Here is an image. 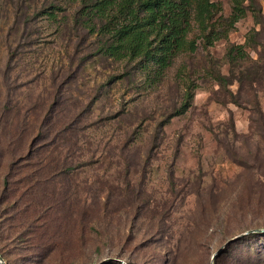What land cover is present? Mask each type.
<instances>
[{"label":"rangeland","instance_id":"1","mask_svg":"<svg viewBox=\"0 0 264 264\" xmlns=\"http://www.w3.org/2000/svg\"><path fill=\"white\" fill-rule=\"evenodd\" d=\"M210 1L219 7L213 21H224L215 27L222 37L208 46L193 29L196 51L155 79L152 63L96 53L97 38L74 21L77 4L0 0L5 264H211L230 239L264 230V95L253 86L260 112L220 103L208 71L226 75L227 49L254 32L260 45L246 52L254 61L264 53V0L246 1L233 27L226 23L233 0ZM238 88L229 87L233 94ZM63 124L74 136L59 162L71 170L48 177L49 192L37 189L38 204L53 200L56 217L49 225L51 214L39 208L32 221L20 217L24 188L4 193L6 177L11 172L12 189L26 156L42 152L47 134ZM43 242L59 244L49 252ZM214 264H264V233L239 238Z\"/></svg>","mask_w":264,"mask_h":264},{"label":"trees","instance_id":"2","mask_svg":"<svg viewBox=\"0 0 264 264\" xmlns=\"http://www.w3.org/2000/svg\"><path fill=\"white\" fill-rule=\"evenodd\" d=\"M77 4L74 12V21L87 31L88 35L95 36L99 41L96 53L112 59L114 61H136L147 65L152 63L155 67V79L161 78L165 71L171 67L175 59L180 55L194 53L197 49L195 39H189V35L196 28L200 38L206 45L210 46L214 41L222 37L223 31L216 30V20L214 16L219 11L218 5L210 0H69ZM248 2L253 6V0H233L234 7L228 21L229 27H233L244 15L243 4ZM49 20H55L53 12L44 13ZM258 21V16H255ZM218 23V27H222ZM259 33L250 34L243 45H232L226 53L225 59L230 66L229 72L224 75L217 69H208L212 79L218 86L216 98L220 103H233L240 106L241 103L250 105L256 112H260L259 102L256 99L257 91L264 95V53L258 56L257 60H251L245 47L253 49L259 46L257 42ZM264 50V49H263ZM252 61L251 67L246 66ZM238 84L239 88L235 94L229 89L233 84ZM251 96L253 101L244 98ZM57 123H54L55 127ZM69 125H64L59 131L53 130L50 140L44 142V150L38 155L30 153L26 156V165L19 177L18 171L14 172L18 180L13 183L14 187L9 186L10 176L7 175L4 183V193H21L23 186V200L18 210V216H26L32 221V217L38 215L39 208L41 215H49L53 212L55 203L49 199L45 205L37 202L38 190L49 192L46 179L57 175L60 169L65 170L68 166L65 162H59L60 148L65 143H70V136H74ZM68 137V138H67ZM35 159V162H34ZM70 165V164H69ZM16 166L12 164V167ZM68 172L71 166H68ZM10 168V169H11ZM13 170V169H12ZM26 181V182H24ZM27 184V185H26ZM21 194V195H22ZM46 195V194H45ZM48 197V195H46ZM45 217V216H44ZM56 217L53 213L46 218L51 224L52 218ZM43 218V217H42ZM45 219V218H44ZM45 232L40 233L38 241L44 239ZM250 234V233H249ZM263 234V233H251ZM247 236V235H246ZM245 237V236H242ZM241 238V237H239ZM238 239L228 244L218 255L221 256L224 250L237 242ZM38 243V242H37ZM59 243H41L39 247L43 250L53 252ZM214 264V261H213Z\"/></svg>","mask_w":264,"mask_h":264},{"label":"water","instance_id":"3","mask_svg":"<svg viewBox=\"0 0 264 264\" xmlns=\"http://www.w3.org/2000/svg\"><path fill=\"white\" fill-rule=\"evenodd\" d=\"M249 233H264V230L263 229H258V230H253V231H250V232H246L240 236H237L235 238H232L230 239L229 241L226 242V244L218 251V253L214 254L211 258V264H213V261L214 259L221 253V251L228 245L230 244L231 242H233L234 240L238 239L239 237H242V236H246L248 235ZM0 264H5V262L3 261V259L0 257Z\"/></svg>","mask_w":264,"mask_h":264}]
</instances>
